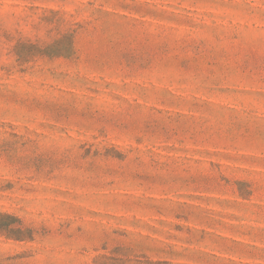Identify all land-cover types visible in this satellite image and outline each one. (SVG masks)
<instances>
[{"label":"rangeland","instance_id":"obj_1","mask_svg":"<svg viewBox=\"0 0 264 264\" xmlns=\"http://www.w3.org/2000/svg\"><path fill=\"white\" fill-rule=\"evenodd\" d=\"M0 264H264V0H0Z\"/></svg>","mask_w":264,"mask_h":264}]
</instances>
